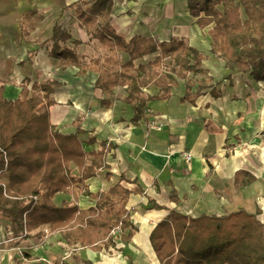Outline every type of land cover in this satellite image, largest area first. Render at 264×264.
Segmentation results:
<instances>
[{
	"label": "trees",
	"instance_id": "trees-1",
	"mask_svg": "<svg viewBox=\"0 0 264 264\" xmlns=\"http://www.w3.org/2000/svg\"><path fill=\"white\" fill-rule=\"evenodd\" d=\"M186 1L196 26L211 40L210 54L227 69L264 83V0ZM113 4L114 0H79L69 5L95 52H78L81 40L57 22L50 55L62 69L78 67L81 75L96 73L95 87L107 95L125 87L124 102L133 108L135 125L145 119L148 102L169 99L179 80L185 82L181 102L196 104L212 87L204 67L208 55L178 37L168 41L147 35L125 39L111 26ZM43 18L36 9L24 14L23 37ZM146 57L152 58L144 62ZM59 86L56 80L32 83L25 79L20 96L8 100L5 83L0 81V221L11 224L14 238L43 240L60 234L75 250L109 251L116 248L118 238L126 244L133 238L135 226L127 205L143 189H129L120 182L109 191L89 190L87 180L107 168V155L114 145L102 141L98 150L88 152L80 127L75 134L64 135L52 125V95ZM151 86L159 89L157 95L147 93ZM210 93L220 96L215 87ZM110 104L111 100L102 101L104 107ZM95 142L90 135L86 143ZM254 181L247 172L236 173V188ZM58 193L72 195L73 201L57 206ZM81 195L89 197L94 206L80 209ZM170 199L179 202L176 193ZM153 208L164 209L155 202ZM118 229L121 233L115 238L113 231ZM150 241L160 264H264V223L244 209L196 217L171 210L155 226ZM62 264L92 263L76 255L74 263Z\"/></svg>",
	"mask_w": 264,
	"mask_h": 264
},
{
	"label": "crops",
	"instance_id": "crops-1",
	"mask_svg": "<svg viewBox=\"0 0 264 264\" xmlns=\"http://www.w3.org/2000/svg\"><path fill=\"white\" fill-rule=\"evenodd\" d=\"M77 1L0 0V81L5 83V97L16 100L25 79L32 83L59 82L61 86L52 95V125L64 135L75 134L80 127L85 132L80 138L88 152L98 150L102 141L114 145L107 155V168L87 180L89 190L109 191L120 182L129 189H143V194H133L127 205L135 226L129 243L118 238L116 248L109 251L78 249L75 256L92 264H160L150 235L174 209L193 217L244 209L257 214L264 223V83L227 69L224 62L210 54L211 40L196 26L186 0H114L110 23L119 35L125 39L147 35L158 41L173 37L188 40L208 55L204 62L212 78L208 84L220 93L215 97L208 89L196 104L182 103L185 82L179 80L169 99L148 102L145 119L135 125L133 108L124 102L125 87L107 95L95 87L96 73L81 75L78 67L62 69L59 60L49 53L57 22L82 45L89 44L87 33L74 18V10L67 8ZM34 9L44 18L24 38L22 17ZM77 30L86 39L75 36ZM146 91L149 95L159 93L155 86ZM104 100H111L109 107L102 106ZM90 135L96 138L95 144L86 143ZM187 153L192 155L190 162ZM238 171L249 173L255 181L236 188ZM172 193L179 202L170 199ZM72 201L73 196L65 193H58L54 199L59 207ZM152 201L164 209L153 208ZM78 205L86 210L94 202L81 195ZM46 238L49 249L56 242L67 245L60 234ZM33 242L14 238L11 224L0 221V264H33L30 258L34 252L45 255L47 251H34L29 247ZM87 252L101 258L95 260L85 255ZM111 252L117 254L112 257Z\"/></svg>",
	"mask_w": 264,
	"mask_h": 264
},
{
	"label": "rangeland",
	"instance_id": "rangeland-1",
	"mask_svg": "<svg viewBox=\"0 0 264 264\" xmlns=\"http://www.w3.org/2000/svg\"><path fill=\"white\" fill-rule=\"evenodd\" d=\"M171 3V2H169ZM75 36L77 37H82L86 39L83 35L82 32L79 30L73 32ZM206 34V32H203ZM207 35V34H206ZM78 51L82 54L89 55L92 52H95V48L91 44H83L82 47L78 49ZM199 76L198 79H200ZM47 241L48 239L45 238L43 240H34L33 245L29 246L32 249L39 250L43 248L44 250L46 249V254H39V252H34V255L31 256L30 258V263L33 262V264L40 263V264H60L62 262H67V263H74L75 260V254H77V250L73 247H69L64 242H56V246L52 247L51 249L48 248L47 246ZM111 256L114 257L117 253L111 252ZM48 257V258H47ZM26 263V262H25ZM32 264V263H31Z\"/></svg>",
	"mask_w": 264,
	"mask_h": 264
},
{
	"label": "built area",
	"instance_id": "built-area-1",
	"mask_svg": "<svg viewBox=\"0 0 264 264\" xmlns=\"http://www.w3.org/2000/svg\"><path fill=\"white\" fill-rule=\"evenodd\" d=\"M185 157H186V160H187V162H190L191 160H192V155L190 154V153H187L186 155H185ZM121 233V230L120 229H118V230H115V231H113V236H117V235H119Z\"/></svg>",
	"mask_w": 264,
	"mask_h": 264
},
{
	"label": "bare ground",
	"instance_id": "bare-ground-1",
	"mask_svg": "<svg viewBox=\"0 0 264 264\" xmlns=\"http://www.w3.org/2000/svg\"><path fill=\"white\" fill-rule=\"evenodd\" d=\"M85 255L89 256V257H92L93 259L95 260H99L101 258L100 255H97V254H93V253H90V252H87Z\"/></svg>",
	"mask_w": 264,
	"mask_h": 264
}]
</instances>
